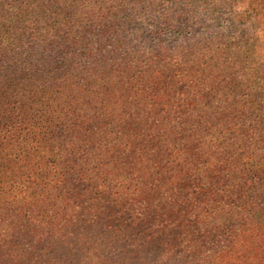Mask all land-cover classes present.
<instances>
[{"label":"rangeland","instance_id":"374dc122","mask_svg":"<svg viewBox=\"0 0 264 264\" xmlns=\"http://www.w3.org/2000/svg\"><path fill=\"white\" fill-rule=\"evenodd\" d=\"M9 59L0 133L20 130L6 153L26 172L57 169L90 133L86 147L108 152L99 185L133 204L194 153L209 173L216 158H264V0H0ZM49 133L75 143L46 152ZM234 191L216 194L219 214Z\"/></svg>","mask_w":264,"mask_h":264},{"label":"trees","instance_id":"16d2710c","mask_svg":"<svg viewBox=\"0 0 264 264\" xmlns=\"http://www.w3.org/2000/svg\"><path fill=\"white\" fill-rule=\"evenodd\" d=\"M2 109L0 118L9 120ZM17 109L26 121V102ZM19 132L0 133V264H264V158H216L209 173L199 162L203 153H194L182 171H159L155 182L143 184L138 192L149 196L121 203L109 201L117 193L99 185L108 152L86 147L90 133L41 175L7 155L6 139L22 142ZM48 136L46 152L75 143L72 136ZM220 165L232 182L218 181ZM236 188L240 195L219 214L216 194Z\"/></svg>","mask_w":264,"mask_h":264}]
</instances>
